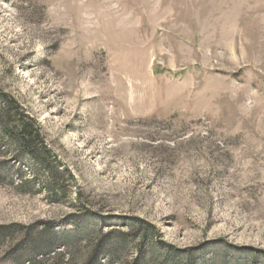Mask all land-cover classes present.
Segmentation results:
<instances>
[{"label": "rangeland", "instance_id": "obj_1", "mask_svg": "<svg viewBox=\"0 0 264 264\" xmlns=\"http://www.w3.org/2000/svg\"><path fill=\"white\" fill-rule=\"evenodd\" d=\"M0 92V264H264V0H0Z\"/></svg>", "mask_w": 264, "mask_h": 264}, {"label": "trees", "instance_id": "obj_2", "mask_svg": "<svg viewBox=\"0 0 264 264\" xmlns=\"http://www.w3.org/2000/svg\"><path fill=\"white\" fill-rule=\"evenodd\" d=\"M8 1V0H3ZM0 143L4 144L8 150H13L15 154L21 155L29 159L35 166H38L43 174L44 181L49 187V191L54 195L56 190H59L56 184V177L59 175H64L65 172L55 171L51 167L50 161V151L46 149L43 138L39 135L38 128L35 126L33 121L29 120L21 109V107L16 103L13 98L0 92ZM3 145V147H4ZM10 234L9 229L0 228V235L7 236ZM56 237V236H55ZM61 240H70V234L59 235ZM66 245H62L65 248ZM102 246H98L92 251L97 252ZM65 256L59 253L55 257V261H60L64 264ZM45 261H31V264H45ZM66 264V263H65ZM67 264L68 261H67ZM80 264H98L96 259H86Z\"/></svg>", "mask_w": 264, "mask_h": 264}]
</instances>
